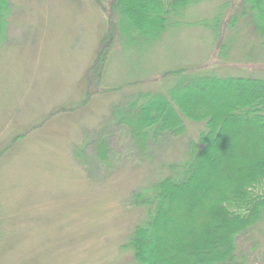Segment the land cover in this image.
<instances>
[{"label":"rangeland","instance_id":"1","mask_svg":"<svg viewBox=\"0 0 264 264\" xmlns=\"http://www.w3.org/2000/svg\"><path fill=\"white\" fill-rule=\"evenodd\" d=\"M228 1L171 16L152 43L117 34L103 81L91 88L103 10L93 0H11L0 35V264H135L123 245L146 211L127 204L130 192L169 174L204 124L187 120L183 136L149 142L143 153L115 112L141 92H166L171 83L156 82L166 70L186 69V80L214 66L220 75L264 77V45L249 20L230 24ZM217 15L219 37L210 21ZM100 133L109 138L105 159L94 151ZM238 245L247 264L263 260L257 229Z\"/></svg>","mask_w":264,"mask_h":264},{"label":"trees","instance_id":"2","mask_svg":"<svg viewBox=\"0 0 264 264\" xmlns=\"http://www.w3.org/2000/svg\"><path fill=\"white\" fill-rule=\"evenodd\" d=\"M93 1L106 14L107 30L88 73L91 88L103 81L117 34L152 43L171 16L206 0ZM11 6V0H0V35ZM225 7L234 11L232 26L238 18L249 20L264 45V0H229ZM220 16L210 20L215 37ZM214 67L190 80L186 69L166 70L156 81L171 83L166 92H141L115 112L116 125L143 153L149 142L183 136L187 120L204 124L169 174L130 192L127 204L146 211L123 245L135 264H247L238 255L239 238L256 229L264 235V77L220 75ZM171 76L182 80L173 84ZM96 138L94 151L105 159L109 138L102 133ZM258 260L264 263V257L255 264Z\"/></svg>","mask_w":264,"mask_h":264}]
</instances>
